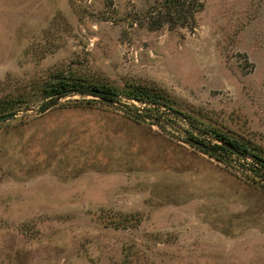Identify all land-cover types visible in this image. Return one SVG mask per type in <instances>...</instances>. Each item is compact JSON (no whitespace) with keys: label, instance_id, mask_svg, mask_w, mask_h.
I'll use <instances>...</instances> for the list:
<instances>
[{"label":"rangeland","instance_id":"obj_1","mask_svg":"<svg viewBox=\"0 0 264 264\" xmlns=\"http://www.w3.org/2000/svg\"><path fill=\"white\" fill-rule=\"evenodd\" d=\"M161 1L0 0V115L17 112L0 121V264H264L250 161L186 142L264 153V0H182L177 23ZM56 74L117 96L44 98ZM133 84L177 113L133 120Z\"/></svg>","mask_w":264,"mask_h":264},{"label":"trees","instance_id":"obj_2","mask_svg":"<svg viewBox=\"0 0 264 264\" xmlns=\"http://www.w3.org/2000/svg\"><path fill=\"white\" fill-rule=\"evenodd\" d=\"M157 7L159 16L163 17V19H165L167 22L169 21V23H177L178 21L183 22V20L181 19H184L183 16L185 15V13L188 12L191 14V12L193 11V9L187 8L185 2L182 0H162ZM96 90L103 91L104 93L96 92ZM42 91L43 97L50 99L62 97L69 94L70 92H77L82 95L89 94L105 99L111 97L112 101L114 100V97L117 96V93L112 92V90H110L109 88L104 89L103 87L97 86L95 84L86 81H78L70 77L62 75L60 76L59 74H56L52 78V80L46 82ZM124 95L127 98L134 99L138 102L143 103L145 107H147L144 108V114H141L140 112L138 113V115L130 113L131 118L135 121H139L141 117H150V114L148 112L152 111V109L157 111L160 107H163L164 110H168L169 113H177V111L172 108L169 102L166 100L167 97L164 95V92L161 88H157L155 86L133 84L127 87ZM53 101L51 100L50 103ZM10 105L11 104H3L2 106H0V113H3L8 109H12ZM48 107L49 105L43 104L41 106V110H45ZM212 137L214 140H217V142L213 140H206L205 138L194 134V132H191L189 133L186 142L200 148L203 152L209 154L210 156L221 162L225 161L226 158L232 155L240 159L249 160V169L252 171L253 175L257 177V182L264 190L263 151L256 144L237 141L220 133H215L212 135ZM224 143L228 144L232 148L227 147L226 145H224Z\"/></svg>","mask_w":264,"mask_h":264},{"label":"water","instance_id":"obj_3","mask_svg":"<svg viewBox=\"0 0 264 264\" xmlns=\"http://www.w3.org/2000/svg\"><path fill=\"white\" fill-rule=\"evenodd\" d=\"M96 92H101V93H104L103 91H98L96 90ZM17 112H10V113H7V114H2L0 115V121H3V120H7L9 118H12L13 116L16 115ZM224 145H226L227 147L229 148H232L231 146H229L228 144L224 143Z\"/></svg>","mask_w":264,"mask_h":264}]
</instances>
